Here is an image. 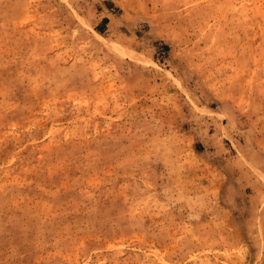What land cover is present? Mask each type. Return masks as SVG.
<instances>
[{
    "label": "rangeland",
    "instance_id": "rangeland-1",
    "mask_svg": "<svg viewBox=\"0 0 264 264\" xmlns=\"http://www.w3.org/2000/svg\"><path fill=\"white\" fill-rule=\"evenodd\" d=\"M0 264H264V0H0Z\"/></svg>",
    "mask_w": 264,
    "mask_h": 264
}]
</instances>
